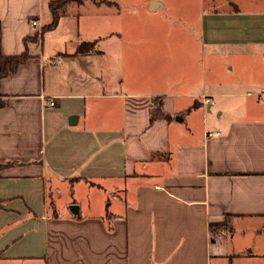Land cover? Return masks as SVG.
<instances>
[{
  "label": "crops",
  "instance_id": "obj_1",
  "mask_svg": "<svg viewBox=\"0 0 264 264\" xmlns=\"http://www.w3.org/2000/svg\"><path fill=\"white\" fill-rule=\"evenodd\" d=\"M50 1L0 0V54H28L0 79V264H264V0H83L41 33Z\"/></svg>",
  "mask_w": 264,
  "mask_h": 264
},
{
  "label": "trees",
  "instance_id": "obj_2",
  "mask_svg": "<svg viewBox=\"0 0 264 264\" xmlns=\"http://www.w3.org/2000/svg\"><path fill=\"white\" fill-rule=\"evenodd\" d=\"M83 0H52L49 2V10L51 14L50 22L43 25L41 28V33L52 30L58 23V20L61 16H63L66 12V6L72 2L81 3ZM97 3H105L107 5H112L113 3L109 1H99ZM36 35L29 37V39H36ZM28 38H25V40ZM90 43H81L78 48L77 52H84L87 49H89ZM28 57V54L26 52H23L18 55H3L0 54V79L7 74L14 72L18 65L21 64L23 61H25ZM153 109L150 116V123H152L153 120H155L158 117L168 118L166 114H164L160 110V106L158 102L153 103ZM2 105V102L0 100V106ZM2 165H0L1 169ZM228 216L225 217V220L222 222H216V223H209L208 229H209V240L212 242L214 240V236L216 233L223 231L224 229H227L229 227L228 224ZM107 226L110 228V225L107 224Z\"/></svg>",
  "mask_w": 264,
  "mask_h": 264
},
{
  "label": "rangeland",
  "instance_id": "obj_3",
  "mask_svg": "<svg viewBox=\"0 0 264 264\" xmlns=\"http://www.w3.org/2000/svg\"><path fill=\"white\" fill-rule=\"evenodd\" d=\"M120 1H122V0H120ZM69 5V4H68ZM68 5L66 6V8L68 7ZM175 6V5H174ZM119 10H121L122 12H125V15H128V14H132V12H131V10L129 9V7L128 6H126V5H122L121 6V9H119ZM80 12H82V13H85L86 14V12L83 10V11H81L80 10ZM172 12L173 13H176V12H181L180 11V9H178L176 6H175V8L174 9H172ZM136 14V13H135ZM68 186V185H67ZM67 186H65L64 184H63V188H61V190H62V196H64V197H66V198H68V196H66V193H67ZM81 195H78V199H79V197H80ZM71 198H75L76 200H77V198L75 197V196H73V197H71ZM88 198H90V201H92V197L91 196H88ZM86 200V199H85ZM95 202H96V204L98 203V200L96 199L95 200ZM79 203H81V206H82V208H84L85 207V204H84V201L83 200H81V202H79ZM107 204V201L106 202H104V206ZM224 220H225V218H224Z\"/></svg>",
  "mask_w": 264,
  "mask_h": 264
},
{
  "label": "built area",
  "instance_id": "obj_4",
  "mask_svg": "<svg viewBox=\"0 0 264 264\" xmlns=\"http://www.w3.org/2000/svg\"><path fill=\"white\" fill-rule=\"evenodd\" d=\"M31 25H36V21H34V20H32L31 21ZM58 59L57 58H53L52 60H51V63L52 64H56V63H58ZM46 104H48V105H50V106H52L53 104H54V100H48V101H46ZM215 134H218V132H215ZM206 135H211V133H207Z\"/></svg>",
  "mask_w": 264,
  "mask_h": 264
},
{
  "label": "water",
  "instance_id": "obj_5",
  "mask_svg": "<svg viewBox=\"0 0 264 264\" xmlns=\"http://www.w3.org/2000/svg\"><path fill=\"white\" fill-rule=\"evenodd\" d=\"M71 119H75V116H70L69 123H71ZM69 210L72 213L77 214L79 212V206L77 204H71L69 205Z\"/></svg>",
  "mask_w": 264,
  "mask_h": 264
}]
</instances>
